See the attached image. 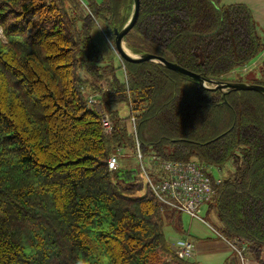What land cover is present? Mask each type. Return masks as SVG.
I'll return each instance as SVG.
<instances>
[{"label":"trees","instance_id":"1","mask_svg":"<svg viewBox=\"0 0 264 264\" xmlns=\"http://www.w3.org/2000/svg\"><path fill=\"white\" fill-rule=\"evenodd\" d=\"M86 1L0 0V264H199L177 257L164 235L173 217L122 170L126 157L137 161L136 140L144 161L229 168L207 212L220 235L246 245L244 258L260 260L264 95L206 90L161 64L122 60L113 30L133 1ZM98 27L109 44L94 39ZM124 42L217 81L264 52L250 10L220 0H140ZM257 71L252 83L264 87V58ZM112 153L121 161L109 171Z\"/></svg>","mask_w":264,"mask_h":264},{"label":"built area","instance_id":"2","mask_svg":"<svg viewBox=\"0 0 264 264\" xmlns=\"http://www.w3.org/2000/svg\"><path fill=\"white\" fill-rule=\"evenodd\" d=\"M134 125V119H131ZM104 132H109L112 127L107 116L101 119ZM137 158L142 166V156L138 150ZM118 164V154H113L107 160L109 170H114ZM165 173L160 184L150 182V187L158 201L170 208L179 210L191 217L197 218L199 207L211 200L214 195L211 180L204 174L202 167L194 163L163 162L160 167ZM240 255V251L233 247ZM176 254L180 258L190 257L191 246L187 242H178Z\"/></svg>","mask_w":264,"mask_h":264},{"label":"crops","instance_id":"3","mask_svg":"<svg viewBox=\"0 0 264 264\" xmlns=\"http://www.w3.org/2000/svg\"><path fill=\"white\" fill-rule=\"evenodd\" d=\"M236 4L244 5L250 10L257 32L264 40V0H220V5L223 6ZM263 58L264 52L246 67L251 69L252 64L260 63ZM175 232L177 231L174 230V234L173 231L170 232L169 238L166 239L168 241L176 240L178 235L174 236ZM183 233H180L182 237H186L193 245V261L199 264H264V248L262 249L260 260H255L250 256L245 257L244 261L239 260L227 242L219 238L212 228L199 220L191 218L187 231L183 230Z\"/></svg>","mask_w":264,"mask_h":264},{"label":"rangeland","instance_id":"4","mask_svg":"<svg viewBox=\"0 0 264 264\" xmlns=\"http://www.w3.org/2000/svg\"><path fill=\"white\" fill-rule=\"evenodd\" d=\"M78 1L81 2L82 0H78ZM83 1L87 2L86 0H83ZM95 1H96V3H98L101 0H95ZM94 39L95 40H99L100 45L102 43H105V42L107 44L110 43L107 40V38L105 37V35L102 34V32L99 29V27L95 31ZM97 44H98V42H97ZM255 65L252 64L251 65V69L249 67H242L240 69H235V70L229 72L228 74H226L225 76H223V79L227 80V81H240V82L244 81V82L252 83L258 77V71L257 70L259 69V63L258 64L256 63ZM113 108L118 110L121 118L126 117L128 115L127 106L124 105V104L114 105ZM150 158H151V156L148 157V159H150ZM122 165H123L122 170H130V171H133V172H135V173H137L138 175L141 176L142 181L144 183V190L143 191H145L146 186L148 184V179L146 178V176L143 173V171L139 168V165H138L137 161L134 158L126 157L125 159L122 160ZM144 166H145L146 170H152V167L149 166L146 161H144ZM230 173H232V172H230L229 168L224 169V170H220V171L214 169L212 171V174H213L215 179L224 178L227 174H230ZM164 210H165V218L166 219H168L169 216H172L173 219H174V224H169L164 229V235H165L166 238H169V235L171 234L170 232L173 231V234H174V230H172L174 226L177 227L180 230V233H183V230L187 231L188 224L191 221V218L189 216H187L186 214H183V213H181L179 211L178 212L174 211V210H172L170 208H164ZM198 216L200 217V219L203 222H205L206 224L210 225L211 227H214V225H216L215 215L214 214L210 215L207 212V206L206 205H203V206L200 207V209L198 211ZM170 230H172V231H170ZM175 233L176 234L174 236L178 235L177 239L182 237V235L180 233H177V232H175ZM191 260L193 261V259H191Z\"/></svg>","mask_w":264,"mask_h":264},{"label":"water","instance_id":"5","mask_svg":"<svg viewBox=\"0 0 264 264\" xmlns=\"http://www.w3.org/2000/svg\"><path fill=\"white\" fill-rule=\"evenodd\" d=\"M132 13L121 30H117L114 28V46L116 52L122 58V60L130 63H141V62H154L163 65L165 68L177 72L185 77L190 78L191 80L195 81L201 88L211 91H221L223 94H226L229 90L233 91H252L261 93L264 95V87L257 84H247L241 82H222L217 80H207L201 77L198 74L190 72L174 63L167 62L163 58L156 57L151 54H142V55H135L128 52L124 48V37L126 34L132 29L134 26L138 13H139V5L140 0H132Z\"/></svg>","mask_w":264,"mask_h":264},{"label":"bare ground","instance_id":"6","mask_svg":"<svg viewBox=\"0 0 264 264\" xmlns=\"http://www.w3.org/2000/svg\"><path fill=\"white\" fill-rule=\"evenodd\" d=\"M124 48L127 50V48L124 46ZM128 52H130L129 50H127Z\"/></svg>","mask_w":264,"mask_h":264}]
</instances>
